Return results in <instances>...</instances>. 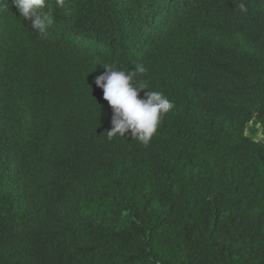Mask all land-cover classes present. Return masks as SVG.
<instances>
[{
    "label": "trees",
    "instance_id": "1",
    "mask_svg": "<svg viewBox=\"0 0 264 264\" xmlns=\"http://www.w3.org/2000/svg\"><path fill=\"white\" fill-rule=\"evenodd\" d=\"M240 2L48 0L45 38L0 0V264H264V0ZM139 64L174 104L147 145L108 138L93 83Z\"/></svg>",
    "mask_w": 264,
    "mask_h": 264
},
{
    "label": "clouds",
    "instance_id": "2",
    "mask_svg": "<svg viewBox=\"0 0 264 264\" xmlns=\"http://www.w3.org/2000/svg\"><path fill=\"white\" fill-rule=\"evenodd\" d=\"M14 4L20 16L30 21L32 31L46 38L52 22L51 17L45 13L48 0H14ZM62 4L63 0H57L58 6ZM238 7L241 12H247L243 0ZM104 69L93 83L103 90V99L112 109L108 138L118 134L126 139L128 134L131 139L144 145L149 144L164 116L174 108V104L163 92L147 90V86L142 82L137 85L136 78L146 72L143 64L134 66V71L130 72L111 66H104ZM141 92L144 93L143 96L140 95ZM93 99L95 100L94 97Z\"/></svg>",
    "mask_w": 264,
    "mask_h": 264
},
{
    "label": "rangeland",
    "instance_id": "3",
    "mask_svg": "<svg viewBox=\"0 0 264 264\" xmlns=\"http://www.w3.org/2000/svg\"><path fill=\"white\" fill-rule=\"evenodd\" d=\"M247 134L252 135L257 141L264 142L262 128L259 124L250 123L247 129Z\"/></svg>",
    "mask_w": 264,
    "mask_h": 264
}]
</instances>
